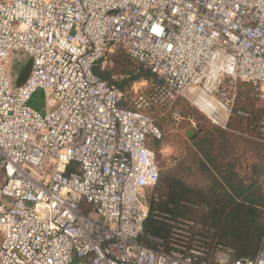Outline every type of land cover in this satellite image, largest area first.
<instances>
[{
    "label": "built area",
    "instance_id": "2783aa9c",
    "mask_svg": "<svg viewBox=\"0 0 264 264\" xmlns=\"http://www.w3.org/2000/svg\"><path fill=\"white\" fill-rule=\"evenodd\" d=\"M116 48L223 128L249 116L237 80L264 98V0H0V264H264V234L253 257L217 244L207 258L191 221L143 240L161 133L94 73ZM250 128L264 142V117Z\"/></svg>",
    "mask_w": 264,
    "mask_h": 264
},
{
    "label": "rangeland",
    "instance_id": "374dc122",
    "mask_svg": "<svg viewBox=\"0 0 264 264\" xmlns=\"http://www.w3.org/2000/svg\"><path fill=\"white\" fill-rule=\"evenodd\" d=\"M20 59L22 57H19ZM17 64L18 59L14 58L10 66L12 72H15ZM96 67L109 74L114 81L113 85L122 93V106L128 107L138 101L160 130V138L150 140L161 175L160 185L155 191L158 199H164L166 192L163 175L181 179L198 191L209 190L211 175L201 166L200 161L205 159L200 147L211 151L215 157V164L224 165L223 169L227 168L225 166L228 163L233 164V170L245 184H250L256 191L264 193V142L257 138L254 130L246 128L244 121L232 116L223 128L191 102V92L178 95L172 101L163 99L159 91L161 84L157 77L131 79L142 70V66L126 56L120 48L107 52L105 59L97 62ZM227 92L228 95L236 93L243 97L236 101V106L249 111L256 119L264 117V98L257 96L249 84L237 80L234 87L227 89ZM50 98L52 99V95ZM44 102V93L38 90L29 101V105L44 113ZM175 113H178V117ZM2 182L3 174L0 171V185ZM194 208L198 210L194 216H188V221H195L198 219L197 216L201 215V208L197 206ZM158 212L157 220L161 218ZM172 226L174 225L168 227ZM196 228L204 235L198 239L206 248V257L213 258L215 246L217 243L220 244L217 237L212 234L213 230L209 225H196ZM187 230L195 234L193 232L196 231L195 225L188 229L181 228V231L186 233ZM150 237L165 240L151 233H144L143 238L152 243ZM224 246L231 248L226 244Z\"/></svg>",
    "mask_w": 264,
    "mask_h": 264
},
{
    "label": "trees",
    "instance_id": "16d2710c",
    "mask_svg": "<svg viewBox=\"0 0 264 264\" xmlns=\"http://www.w3.org/2000/svg\"><path fill=\"white\" fill-rule=\"evenodd\" d=\"M16 58L18 64L14 73L16 82H21L29 70L30 60L26 56H22L20 60L18 57ZM141 68L142 70L138 74L131 77L132 80L156 78L149 69ZM93 71L108 83H114L109 74L98 70L96 65ZM120 103L122 105V102ZM248 113V117L236 114L232 116L240 118L244 121L246 128L252 131L250 125L258 119L249 111ZM199 149L205 159V161H200L201 166L211 175L209 190L198 191L181 179L163 175L166 186L165 196L164 199L152 202L145 221L144 233H151L166 239L170 230L166 220L175 223L182 220L188 221V216L196 214L198 209L194 207L197 206L201 208V215L197 216V220L191 222L195 225H209L218 242L230 246L235 257L255 256L264 234V193L256 191V188L250 184H245V181L233 170V164L228 163L225 166L227 168L223 169L224 165L215 164V157L211 151H207L203 147ZM156 212L161 217L158 220ZM143 240L149 245L152 244L147 239L143 238Z\"/></svg>",
    "mask_w": 264,
    "mask_h": 264
},
{
    "label": "crops",
    "instance_id": "0c3cea01",
    "mask_svg": "<svg viewBox=\"0 0 264 264\" xmlns=\"http://www.w3.org/2000/svg\"><path fill=\"white\" fill-rule=\"evenodd\" d=\"M126 107V106H125Z\"/></svg>",
    "mask_w": 264,
    "mask_h": 264
}]
</instances>
